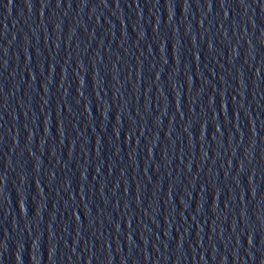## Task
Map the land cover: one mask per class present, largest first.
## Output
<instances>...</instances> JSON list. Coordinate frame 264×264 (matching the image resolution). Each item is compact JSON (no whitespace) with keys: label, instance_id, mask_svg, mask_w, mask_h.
I'll list each match as a JSON object with an SVG mask.
<instances>
[{"label":"water","instance_id":"1","mask_svg":"<svg viewBox=\"0 0 264 264\" xmlns=\"http://www.w3.org/2000/svg\"><path fill=\"white\" fill-rule=\"evenodd\" d=\"M0 264H239L130 0H0Z\"/></svg>","mask_w":264,"mask_h":264},{"label":"snow or ice","instance_id":"2","mask_svg":"<svg viewBox=\"0 0 264 264\" xmlns=\"http://www.w3.org/2000/svg\"><path fill=\"white\" fill-rule=\"evenodd\" d=\"M9 2H11V0H9Z\"/></svg>","mask_w":264,"mask_h":264}]
</instances>
